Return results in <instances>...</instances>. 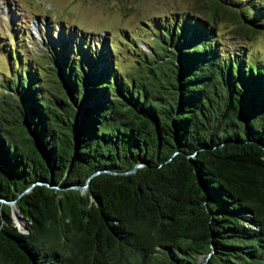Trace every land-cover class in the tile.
<instances>
[{
  "label": "trees",
  "instance_id": "1",
  "mask_svg": "<svg viewBox=\"0 0 264 264\" xmlns=\"http://www.w3.org/2000/svg\"><path fill=\"white\" fill-rule=\"evenodd\" d=\"M189 2L131 71L65 30L3 50L0 264H264V54L217 33H263L264 5Z\"/></svg>",
  "mask_w": 264,
  "mask_h": 264
},
{
  "label": "rangeland",
  "instance_id": "2",
  "mask_svg": "<svg viewBox=\"0 0 264 264\" xmlns=\"http://www.w3.org/2000/svg\"><path fill=\"white\" fill-rule=\"evenodd\" d=\"M254 1L264 5V0ZM254 5L259 8L257 3ZM178 11H193L189 0H0V74L7 73L9 68L3 51L8 45L18 49L22 59H27L29 52L38 53L37 47H43L41 34H46L48 44L51 37L58 43L62 30L68 32L67 41L76 32L73 38L77 36L78 42L87 41L91 47L111 46L117 65L131 71L129 66H133V59L124 45L131 39L139 50L148 51L150 35L143 24L152 17ZM228 27L217 24L223 47L264 54V32L246 40L231 34ZM11 207L14 208V204ZM12 220L22 230L20 221L14 216Z\"/></svg>",
  "mask_w": 264,
  "mask_h": 264
},
{
  "label": "water",
  "instance_id": "3",
  "mask_svg": "<svg viewBox=\"0 0 264 264\" xmlns=\"http://www.w3.org/2000/svg\"><path fill=\"white\" fill-rule=\"evenodd\" d=\"M140 166H141V165H137V166H135L131 171H129V173L134 172V171H135L138 167H140ZM86 186H87V185H85V186L79 188L80 191H81V192H84L85 189H86ZM28 190H29V189H28ZM8 204L11 206V205L14 204V202H9ZM13 216H14L18 221H20V223H21V225H22V230H20V229L17 227L18 230H19L20 232H24V231H26L25 226H24V224H23L24 219L18 214V212L15 210V208H12V207H11V217H13Z\"/></svg>",
  "mask_w": 264,
  "mask_h": 264
}]
</instances>
